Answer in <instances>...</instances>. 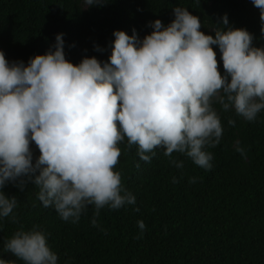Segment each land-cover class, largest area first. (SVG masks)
Instances as JSON below:
<instances>
[{"label":"clouds","instance_id":"1","mask_svg":"<svg viewBox=\"0 0 264 264\" xmlns=\"http://www.w3.org/2000/svg\"><path fill=\"white\" fill-rule=\"evenodd\" d=\"M102 3L84 0L86 8ZM251 3L259 9L264 37V0ZM172 12L167 26L159 19L149 22L152 31L143 38L134 28L132 35L114 30L107 62L84 57L74 65L66 60L63 33L27 64L6 60L0 50V219L16 222L18 200L6 196L5 185L23 191L31 182L42 205L65 222L77 224L94 206L91 224L98 227L95 217L101 209L136 204L114 171L119 143L126 139L129 147L137 145L144 162L160 149L176 169L184 162L173 153L210 171L208 149L217 147L223 135L216 105L248 122L264 112V46L253 45V34L232 28L225 13L211 30L214 36L206 35L199 30L200 18L187 8ZM228 125L235 126V120ZM32 142L39 151L35 158ZM235 151L246 157L239 141ZM197 180L190 177L188 183ZM178 182L172 177V183ZM137 224L142 234L146 226ZM4 251L24 264H59L37 226L16 231L4 241ZM0 264L9 262L0 258Z\"/></svg>","mask_w":264,"mask_h":264},{"label":"trees","instance_id":"2","mask_svg":"<svg viewBox=\"0 0 264 264\" xmlns=\"http://www.w3.org/2000/svg\"><path fill=\"white\" fill-rule=\"evenodd\" d=\"M177 6L199 17V30L206 35L214 36L211 30L226 13L232 28L246 29L255 37L254 46H264L259 9L251 0H103L87 8L84 0H0V50L6 60L27 64L63 33L66 60L74 65L84 57L107 62L114 30L132 35L134 28L143 38L152 31L149 22L159 19L167 26ZM211 47L223 73L220 52ZM216 108L223 135L217 147L208 149L213 154L210 171L173 153L184 162L176 169L160 149L144 162L137 145L129 147L126 139L118 144L121 155L114 171L136 204L101 209L95 217L98 227L91 224L94 206L72 224L42 205L31 182L23 191L6 184L4 193L16 196L18 205L15 223L11 217L0 219V258L24 264L4 251V241L37 226L59 264H264V112L248 122ZM229 119L235 126L228 125ZM237 141L246 157L235 151ZM30 147L35 158L39 151L34 142ZM172 177L179 182L172 183ZM190 177H197V183L189 184ZM137 221L146 226L142 234Z\"/></svg>","mask_w":264,"mask_h":264}]
</instances>
